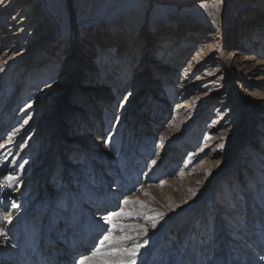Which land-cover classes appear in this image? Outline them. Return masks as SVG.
Masks as SVG:
<instances>
[{"label":"rangeland","instance_id":"374dc122","mask_svg":"<svg viewBox=\"0 0 264 264\" xmlns=\"http://www.w3.org/2000/svg\"><path fill=\"white\" fill-rule=\"evenodd\" d=\"M33 1L31 0L30 3ZM36 1L39 3L37 5L40 6L41 0ZM196 1L187 0L185 5L191 6ZM102 3H100V0H66V10L71 12L69 14V21H71L72 32L74 33L72 45H75L73 47L71 45L70 48L67 45L65 49L64 58L67 64L64 67L65 69L62 67L65 72L62 77L57 78V84L50 85L49 89L40 88L38 94H36L35 99L42 96V99H40L41 104L37 100L35 106L39 107L38 111L28 130L25 131L23 138L14 147L11 145L3 147L11 132H2L1 128L4 125L2 127L0 125V184L3 183L1 181L3 179L1 178L4 176L9 174L18 175L21 168L20 165L30 160L31 169L21 180L29 179L33 170H35L37 174L31 177L32 181H35L27 186L21 184L22 181L19 180L16 186H14V190L18 193L20 188L24 189L22 193L24 197H27V194L30 197L32 195H39L38 190L41 189L42 195H40L39 201L43 205L41 207L42 210L38 208L40 210L38 215L47 214V210L52 209V206L49 205L50 197L45 198L49 193L46 192L48 190L50 191V196L55 198L54 201L57 203L55 205H61L57 206V209L62 208V215H66V208L69 206L67 200L63 199V196L67 195V191L64 186V190H61L60 184L64 183L66 179L64 176L67 177V172L75 174L74 177L76 176L77 181L75 180L73 187L82 194L83 198L84 196L87 197L86 192L89 188L94 186V189H97V195L102 197L98 202L104 200L103 195H101L104 191L100 182V178L104 176L105 180L110 183L107 186V191L114 192L118 198L116 201H119L117 203L113 201L115 207L113 203L109 204L113 210H119L116 206L118 204L122 206V201L128 198V194L132 196V199H139L147 205L144 209H139V206H136L138 211L143 214L141 219L125 221V223H146L147 216L156 217L157 213H164V217L158 218V226L163 225L164 220L177 212L175 209L187 200L186 196L188 197L195 191L193 190V186H198L200 190L206 188L207 192L211 191L214 194V197L211 196L212 198H207L208 200L205 198L206 206L195 217L191 226L194 228L189 230L190 237L188 236L185 244L182 246L183 248L179 247L183 258L187 256L185 252L189 251L191 264L197 255H201L205 264H225L227 262L228 264H264V206L262 205V202H264V189H261L259 185L257 188L255 185L254 181L256 178L252 177L254 173L245 174L241 172V170L244 171L245 167H247L246 161L244 162L245 164L243 161L250 153L248 143L251 141L253 143L256 140L254 142L256 146L258 144L260 146L264 145V95L260 96L262 94L259 93L264 90V57H260L261 60L259 59L260 63L257 68L251 66L249 59L246 57L252 56L255 52L254 48L252 47L251 50L254 51H251L245 47L244 50L240 51L241 53H236L237 48H235V45L228 44L230 40L226 36L225 30L224 38L222 37L223 30L221 33H217V27L209 23L205 24L207 31L205 36H200L199 39L194 41V46L188 49L185 54H182L180 51L178 58L172 60L167 57H158L156 56L158 41L156 42L155 40L166 31L163 28L167 25L169 26L171 20L163 16L159 17L160 26L157 30L147 28V32L145 33L146 30H144L141 34V42L136 51L135 62H132L130 67L131 73L114 90L115 87L113 88L112 83L117 78V65L115 66L114 64L112 66V71L116 70L115 74L110 75L107 73L99 75L97 73L101 70L97 71L95 63L91 64L86 60L93 56L96 42L101 36L102 28H106L105 32L107 33L112 32L116 34L119 32L118 28L125 27V23L121 18V12L106 5L107 3ZM239 3L235 0L227 2V6L231 8L230 16L233 14V9L240 5ZM179 5L183 6L184 4L181 3ZM76 6L81 9L78 10ZM35 8L36 5L34 6ZM83 8L84 14H90L89 16L86 14V20L78 19V14L83 12ZM17 10L18 7L13 12ZM33 10L29 13L30 19L24 30L22 40L17 41L18 43L10 41L7 45L1 46L0 58L12 56L9 53L2 55L5 52L4 49L11 43L12 45H18L13 51L15 52L13 56H15L16 60L20 58L21 62L18 60V65H20L23 61L28 60L27 56L35 46L33 44L36 43L34 40H29V32L32 28L40 27L39 31H34L35 33L39 32L37 34L40 35L42 40L45 38L47 34L45 30L50 27V24L46 20L40 22V18L33 19L31 15L33 14ZM35 21L39 22L36 26ZM82 21L87 23L86 26L79 23ZM224 23L221 22V27H223ZM79 27H83L81 32ZM237 27L232 28L234 34L237 33ZM95 28H98L96 32H94ZM7 32L9 30H7L4 24L0 29V37ZM210 34H212V37H210ZM93 37L96 41H93ZM84 42H92V44L86 46L83 44ZM237 47L241 48L239 45ZM126 48L129 49V46H126ZM163 74H166L167 77L170 76L172 86H182L176 98L169 97V94L161 90V84L164 83L162 80ZM108 76L112 77L109 78ZM0 77V89H2L8 83L3 80V76L0 75ZM43 89H46V92ZM4 92L3 88L0 91V104L1 100L3 102V99L6 98ZM255 92L259 95L257 96L256 104L253 105L251 94H255ZM20 93H22V90H20ZM85 93H95L98 97L104 95L108 99V103L105 105L107 107H113L115 104L113 109L115 120L118 118L117 113H119L121 104L124 101L126 102L127 107L125 106L122 115V127L112 139H109V136L113 131L114 123L110 121L108 127H111V129H106L104 106H99L97 96L95 97V95H92V97L94 101H97V110L93 112L91 119V115L88 112L84 114L88 118V125L85 126V122L82 120L80 125H77L75 128L69 123L66 126L72 113H74V106H81L83 108L82 97L85 96ZM69 94L71 95L69 96ZM7 101L9 103L10 97L7 98ZM94 101L92 100L93 103ZM92 102L89 103L90 106ZM24 104L23 101H19L15 106L14 115L12 116L15 123L13 122L8 127L11 128V131L23 124V118L16 121L15 117L20 115V110H22ZM48 104L55 106L56 109L58 108L57 111L59 112L58 117L53 118L50 124V118L47 117L48 113L46 112ZM157 107H159L161 112H157ZM5 109L3 108L4 111ZM88 109L90 110L91 108L88 107ZM227 109H232L228 114L230 117L227 118L226 115L225 119L219 121V112ZM23 117L27 118L28 114ZM79 118L82 119L81 117ZM216 120L218 122L217 127L220 126V129H216V134H222L221 132L224 131L225 133L218 140H212L211 142V140L205 139L206 132L210 130V123H214ZM59 122H64L63 126L65 127H63V130H59L57 142L68 145L62 147L65 153L64 158L61 155H59V158L56 156L52 157V166L42 160V158H39V161L33 160L35 156L31 155V153L33 151L35 153V150L32 143L28 144L26 150L23 149L26 139L29 136H38L39 138H36L34 142L37 139H42L47 143L48 138L52 136L55 124L57 123L61 127L62 123ZM220 123L223 124L221 125ZM261 132H263V136L260 134ZM127 133L128 136L131 135L130 141L135 148L134 152L131 151L133 152L132 154L126 156ZM148 136L150 139L147 138ZM50 140L51 143L49 142L45 145L48 149L52 146V142L55 139L53 137ZM7 142L10 144L11 141ZM203 145L206 146L205 149ZM201 147L204 149L203 151H201ZM11 148L13 150L10 151ZM38 149L41 150V147ZM178 149L180 150V155ZM255 149L264 153V148L255 147ZM85 150H87V153L84 152ZM263 153L257 152L255 159H259L260 166L264 171ZM114 155L119 158L117 162H113ZM91 157L93 161L98 162L94 164ZM190 159H192L191 164H189ZM153 160L161 161L160 168L158 167V161H156L155 165L152 164ZM13 162L17 164V167L9 169L10 164ZM55 162L56 165H61V167L55 166ZM124 162L131 164L127 168L126 173L122 169ZM137 162H141L142 167ZM133 165L136 166L135 169ZM208 169L211 171L210 174L206 175L205 173ZM254 169L255 167L252 168L251 172ZM52 171L53 174L51 175ZM181 171L185 174L182 179L179 176ZM79 172L81 174H77ZM42 174L45 175L44 182L51 187L42 188L43 185L40 184ZM126 179H128L129 183H126ZM161 181L165 182L163 187L160 186ZM36 183H38V187L33 192V187ZM224 185H231L228 187L227 192H224ZM68 186L71 185L68 184ZM262 187H264V183ZM190 189L192 190L191 192L189 191ZM153 190H157L158 192L154 193ZM93 192L95 193V191ZM144 192H148L150 195L145 196ZM5 194L6 187H0V210L7 209L8 213L12 214L13 223H16L17 217L22 211H20L19 206L16 208L11 207L16 199L10 201L8 194H6L7 196ZM22 194H19L18 203L21 201ZM249 196H251L250 202H247ZM62 202L64 203L63 206ZM238 203H240L241 210L236 216H232L229 208L237 206ZM249 203L251 204L249 205ZM27 207L28 203L24 208ZM104 211L106 212L107 209L101 207L96 209V211L94 210V213H104ZM204 212L206 218L203 217ZM82 214L84 218H88V221L93 224V220L89 215ZM56 216L59 215L57 214ZM78 216H80L79 213ZM36 218L39 219V216L34 215L32 218L30 217L31 223L29 222L28 226L35 227L41 232L40 229L43 228L41 221H34ZM223 218L226 220H223ZM69 220H72V217ZM103 222L104 220L100 223H102L103 227L107 228L109 225L103 224ZM7 225H4V228ZM25 226V224L21 225L18 221L16 230H9L11 235L13 232H18L13 237V244L9 246L10 250L9 248L3 250V247H1L3 243L0 242V264H18L13 261L6 262V260L9 257L11 258L9 256L10 252H16V248L14 249L13 247L19 246L17 245L21 241V234L19 232ZM62 226L64 227L60 223L55 226V229ZM146 226L147 228L152 227L151 223H147ZM195 229L199 232H195ZM71 231H67L68 236L73 232ZM6 233L8 232L6 231ZM55 233L56 230H54L53 235ZM98 235L99 231L96 233L97 238ZM158 236L159 234L148 232V237H142L141 239L146 238L149 240L148 245L144 248L156 244ZM35 246L36 244L34 243ZM69 249L68 246L66 252ZM157 249L158 245L154 250ZM7 251L10 252L8 253ZM224 252L227 253L226 256L223 255ZM34 255L35 251L32 249V253L28 254L27 257ZM49 255L54 256L51 249L49 250ZM155 256H158L157 252H155ZM23 258L21 257V259ZM53 259L56 260L57 258L52 257ZM197 259V262H199V258ZM27 263L31 264L32 259L26 260L25 258L24 264Z\"/></svg>","mask_w":264,"mask_h":264},{"label":"bare ground","instance_id":"6f19581e","mask_svg":"<svg viewBox=\"0 0 264 264\" xmlns=\"http://www.w3.org/2000/svg\"><path fill=\"white\" fill-rule=\"evenodd\" d=\"M16 1L17 0H2V2H0V29L5 24L7 30H9V32L4 33L2 37H0L2 38L0 41V47L3 45H7L10 41L17 42L22 40L24 30L30 19L29 13L34 9L35 5L36 8L33 10V14H31L33 16V19L40 18V22H44V20H46V22H49L50 27L45 30L47 34L45 38H43V40L40 38V35H38L39 32H37L38 33L37 34L34 31V30L39 31L40 27L37 26L34 27L35 29L32 28V30L29 32V40L31 41L34 40L36 43L33 44L35 46L31 49V52L27 56L28 60L23 61L20 65H18L19 64L18 60H20V58L16 60L15 56H13V54L15 53L13 51L15 48H17L18 45H14V44L12 45L11 43L8 47H6V49H4L5 52H3V54L1 53L2 55H5L7 53L12 54V56L10 55L7 57L0 58V72H1L0 75L3 76L4 77L3 80H5L6 83H8L6 85L4 83L5 86L2 87V89L4 88L5 90L4 94H6V98L3 99V102L1 100V104H0V125L1 127L2 125H4L3 128H1L2 132L5 133H8L9 131L11 132L9 134V137L7 138V141H11L10 144H8V142L6 141L3 144V147H5V145H7V147H9L10 145L14 147L15 144L20 139L23 138L25 131L28 130L29 126L32 123V120L34 119L38 111L37 109L39 107L37 108L35 104L37 100H39L40 102L41 101L40 99H42V96L35 99L36 94H38L40 88L49 89L50 85L53 86L54 84H57L58 82L57 78L63 76L65 71L62 69V67L64 68L65 65L67 64V61L64 58L65 55L64 52L67 45L68 48H70L72 42H74V40H72L74 34L72 32V24L70 23L71 21H69V17H70L69 14L71 12L66 10L67 8L66 0H41L40 6L37 5L39 3L36 0H34L32 3H30L31 0H26V1L18 0L17 2ZM186 1L187 0H100V3L101 2H103L102 4L107 3L106 5H109L115 10L121 12L122 14L121 18L122 21L125 23V27L122 26L118 28L117 30H119V32H117L116 34L112 32L107 33L105 32L106 28H102L101 36L99 37L95 45V49H94L95 52L93 53V56H91V58H87L86 60L91 64L95 63V65L97 66V71L101 70L100 72L97 73L99 75H104L107 73H109L110 75L115 74L116 70L112 71L113 69L112 66H114V64L115 66L117 65L118 67L117 69L118 73H116L117 81L115 79L113 80L112 83L113 88L115 87L114 90H116L118 86H120L122 81L124 79H127L128 75L131 73L130 67L132 62H135L136 51L138 50L141 42L140 41V38L142 36L141 34L144 32V30H146L145 31L146 33L147 28L157 30L158 27L160 26L159 17L166 16L168 17V20L171 19L170 25L169 26L167 25L165 28H163V30L166 29V31L162 33L161 37L155 40L156 42L158 41L156 56L161 58L167 57L170 60H172L178 58L179 55L178 53L180 51L182 52V54L183 53L185 54V52L188 49L194 46L195 44L194 41L199 39L200 36H205L207 32L205 24L209 23L210 25H215V27H217L218 29L217 33H221V31L223 30L222 37H224V30H225L227 34L226 36L230 40V43L228 44L235 45V48H237L236 53H241L240 51L244 50L245 47L249 48L250 50L253 47L255 52L252 54V56H248L246 58L249 59L250 61L249 64L251 63V66L255 68L259 66L260 57H264L263 56L264 55V0H235L236 2H240L239 3L240 5L237 8L233 9V14L231 16H230L231 8L227 6V2H230V0H197L191 6L185 5ZM97 3L99 4V2ZM181 3H183L184 5L183 6L179 5ZM82 6L84 5L82 4ZM17 7L18 10L13 12L14 9ZM77 9L80 10L81 8L77 7ZM89 12L91 13V11ZM86 14L88 15V13ZM86 14H84V8H83V12H81V14L80 13L78 14L79 15L78 19L86 20L87 19ZM223 15H225L224 18H222ZM221 22H225L223 24V27H221L220 25ZM38 23H39L38 21H35V26L38 25ZM79 23H81V25L84 26H86L87 24L85 21ZM236 26H238L237 27L238 29H237V33L234 34V30H232V28H235ZM79 28L81 32L83 27H79ZM97 29L98 28H95L94 32H96ZM210 37H212V34H210ZM218 37H220V35H218ZM93 39H94L93 41H96L94 37ZM83 44L87 46L89 44H92V42L91 43L84 42ZM74 45L75 44H73L72 47ZM237 45H239L241 48L237 47ZM126 46H129V49L126 48ZM14 68L16 69L14 70ZM108 77L111 78L112 76H108ZM162 80L164 83L161 84L162 86L161 90L169 94V97L176 98L177 94L180 93L182 86H178V87H176V85L172 86V81H170V76L167 77L166 74L162 75ZM2 89H0V91ZM20 90H22V93H20ZM45 90L44 92H46ZM259 93L262 94L260 96H263L264 90ZM113 94H115V92H113ZM70 95L71 94H69V96ZM92 95H95V93H88V94L85 93V96L82 97L83 108L81 106L80 107L76 105L74 106L75 109L73 111L74 113H72L70 120L66 123V126L70 124L73 128H75L77 125H80L82 120H84L85 126L88 125L89 123L88 118H86L84 114L88 112V114L91 115V117L89 116L91 119L93 116V112L97 110L96 108L97 101H94ZM258 95L259 94L256 92L255 94H251L253 105L256 104ZM96 96L97 95H95V97ZM8 97H10L9 103L7 101ZM96 98L99 102L98 103L99 106L100 105L104 106L106 129L107 128L108 130L111 129V127H108L110 121H113L114 123L113 131L109 136V139H112V137H115L116 133L119 132L118 130H120V128L122 127V123H123L122 115L126 106V102L124 101L121 104L119 113H117L118 118L117 120H115L114 119L115 115H113L114 113L113 109L115 107V104L113 105V107H107L105 105L108 103V99L104 95L103 96L101 95L99 97L97 96ZM92 100L94 101V103L92 102ZM19 101H23L25 104L22 110H20L21 111L20 115L15 117V119L17 121L23 118L22 120L23 124H21L16 129L12 128L13 130L11 131L10 130L11 128L8 127L14 122L12 116L14 115L15 106ZM90 102H92L91 106L89 104ZM88 107L91 109L89 110ZM3 108H6L5 111L3 110ZM57 109L55 108V106L48 104L46 112L48 113L47 117L50 118L49 124L53 118L58 117L57 115L59 112L57 111ZM156 109L158 113L161 112L159 107H157ZM230 110L232 109H227L224 111L219 110L221 111V112L218 111L220 116L219 121L225 119L226 115L227 118L230 117L228 116ZM27 114H28L27 118L23 117L24 115L27 116ZM79 117H81L82 119H80ZM25 121H27V123H25ZM59 123H62L60 125L61 127H59L58 124L56 123L53 128L54 131H52V136L50 138L52 139L54 137L55 140L52 142V146L49 147V149L46 148L45 145L48 144L49 142L51 143L50 138H48L49 140L47 143L44 142L42 139H37V141L34 142L36 138H39L38 136H33V137L29 136L26 139L23 149L26 150L28 144L32 143L34 147L33 149L35 150V153L34 151L31 153V155L35 156L33 157V160H38L39 158H42V160H44L46 163H49V165L52 166L53 165L52 157L56 156L57 158H59V155H61L62 158H64L65 153L62 147L63 146L66 147L67 144H62L61 142H57V138L60 133L59 130L60 129L63 130V127L65 126H63L64 122H59ZM217 123H218L217 120L214 121V123H210L209 126L210 130L206 132V138H205L206 140H211V142L212 140H218L219 138H221V135L225 133L224 131L221 132L222 134H218V133L216 134V129L217 128L220 129V126L217 127ZM220 124L222 125L223 123ZM260 134L263 136V132H261ZM130 136L131 135L128 136L127 133L128 144L126 146V156L132 154L135 148L133 143L130 141ZM147 138L150 139L149 136ZM40 140L42 141L39 142ZM254 142H256V140H254ZM254 142L252 143L251 141L248 143V149L250 150L249 151L250 153L243 161V163L246 161L245 163H247L246 165L247 167H245L244 171H242L241 169L240 170L245 174L254 173L252 177L256 178L254 181L255 185L257 186V188L260 186L261 189H264V187H262V184L264 183V179H263L264 171L260 166L259 159H255L256 158L255 155L257 152L263 153L260 150H256L255 147L264 148V145L262 144V146H260V144H258V146H256ZM39 147H41V150L38 149ZM203 148L205 149L206 146L203 145ZM11 150H13V148H11L10 151ZM84 152L87 153V150H85ZM178 152L180 155L181 153L179 149ZM140 157L142 158L141 154ZM117 159L119 158L114 155L113 162H117L118 161ZM91 160L93 161L92 157ZM156 161H158V167L160 168L159 165L161 161L160 162L159 160ZM93 162L95 164L98 161H93ZM124 163L122 164V169L126 173L127 168L131 166V164L129 162L127 163L124 162ZM137 163L139 164V166L142 167L141 162L140 163L137 162ZM30 164H31L30 160H27L24 164H21L23 167L20 168L18 175H15L19 177V180H21L22 177L27 175V173L30 171L31 169ZM55 166L61 167V165H56V162H55ZM133 166L135 169L136 166L135 165ZM139 166L137 165V167ZM11 167L16 168L17 164L14 162L11 163L9 169H11ZM254 167L255 169L251 172L252 168ZM36 174L37 173H35V170H33L30 178L27 180H21L22 181L21 184H25L29 186V184L35 181V180L32 181L31 177L35 176ZM50 174L52 175L53 171ZM77 174H81V172ZM74 175H75L74 173L69 174L68 171L67 177L64 176L66 178L64 180V183L60 184L61 185L60 189L64 190L63 188L64 186L65 190L67 191V195L63 196V199L65 198L67 200V204L69 206L66 208V215H62V210H61L62 208L57 209V206H61V205L60 204L57 206L55 205L56 203L54 201L55 198H52L53 196H50L51 194L50 191L48 190L46 192L49 193L45 196V198L50 197L49 205L52 206L53 210L50 209L47 210L48 211L47 214L38 215L40 211L38 208H41L43 205L39 201V198L41 197L40 195H42V193L40 192L41 189L38 190L39 195L37 196L32 195L29 197L27 194V197H24V195L22 194L24 189L20 188L18 193L14 190L15 188L14 186H16L17 183L14 184L12 188H6V194H8L10 201L16 199V201L13 202V204L18 205L20 211L22 212H20V214L18 215L17 222L16 223L14 222L15 224L12 222L11 224H8L6 228H4V225H0V227L3 228V233L0 234V242L3 243V245L1 246L3 247V250L9 248V246L13 244V237L14 235L18 234V232H13L11 235V232L9 230L15 231L18 225V221L20 222L21 225L23 224L26 225L23 228V230L19 232L21 234V239H20L21 241L18 242L17 244L19 246L13 247L14 249L16 248L15 249L16 252L11 253L10 251H7L8 253L10 252V255L9 254L8 255L11 256V258L7 257L8 259L6 260V262L13 261L14 263L24 264V259L26 258V260H28L29 256L27 257V255L28 254L30 255L32 253V249H34L36 255L39 253L42 254L44 250L45 251L44 255L47 256L48 253L46 252V249L49 248V244H50L54 246L53 247L54 253L52 254H54L55 256H57V258L62 260L61 263L58 262L56 264H74L75 259H76L75 264H78L77 259L79 255L81 253H87V250L89 251L91 250L92 248L91 246H93V244L97 242L96 233H98V231L100 233V230H98L101 229L102 226V223L100 222H102L104 220V217L108 215L107 214L109 213L108 211L110 212L113 211V208L109 204L113 203V201H115V203L119 201H116L118 198L116 194H114V192L111 193L110 190L109 192L107 191L108 190L107 186L110 183H108L105 180L104 176L100 178L102 190L105 192V193L103 192V194L101 193V195H103L104 200H102V202H98L99 199L100 200L102 199V197H99V195H97L96 193L97 189L95 190L94 186L89 188V190L86 192L87 197L84 196L83 198L82 194L76 191L75 188L73 187L75 180L77 181V178L76 176L74 177ZM260 176L261 178H259ZM44 177L45 175L42 174L40 184H42L43 187L42 186L41 187L42 188L51 187L49 184H46L44 182ZM128 179H126L127 180L126 183H129ZM68 184L71 186H68ZM230 186L231 185H224V192H227L228 191L227 189H229L228 187ZM19 187H20V183H19ZM37 187H38V183L34 185L33 192ZM193 190H195L194 191L195 195L191 193L188 197L186 196L187 200L184 201L181 204V206L179 205L180 207L179 206L178 208L176 207L177 209L175 210L177 212L173 215L170 214L171 217L164 220L163 225L162 224L159 226L157 225L155 229H153L152 227L148 228V232H150L151 234L153 233L159 234L158 236L159 238L156 244L148 248H142L140 250V252L136 257V264H191L189 251L187 253L185 252L187 256L183 258V255L180 251L181 249L179 247H182L185 244L188 236L190 235L189 230L194 228V227L192 228L191 226L198 212L200 210H203L204 207L206 206V202L204 201L205 198L207 199L210 198L211 196L214 197V194L211 191L207 192L206 188L205 189L202 188L200 190L198 186L195 187L193 186ZM93 191H95V193ZM153 191L154 193H156L157 190H153ZM19 194H22L23 196L20 199L21 201L18 203L17 201H19L18 199L20 198ZM127 197H128L127 199H132L131 198L132 196L130 194H128ZM250 197L251 196H249L247 202H250ZM27 203H28V207L24 208L25 205H27ZM61 204L63 206L64 203L62 202ZM250 204L251 203H249V205ZM262 205L264 206V202H262ZM101 207H104L105 209H107V211L106 212L104 211V213L103 212L97 214L94 213V210L96 211V209ZM240 207H241L240 203H238L237 206L230 208L228 207V208L230 209V213L232 214V216H236L241 210ZM53 213H55L56 215L58 214L59 216H56ZM78 213L80 214V216H78ZM81 213H85L86 215H89L93 220V224H91L88 221V218H84L83 214L81 215ZM34 215H37V217L39 216V219L36 218L37 220L34 219V221L37 222L41 221L42 224L41 226L43 227L40 229L41 232H39L35 227L28 226L29 222L31 223L30 217L32 218V216ZM44 215L45 217H43ZM94 215L95 217L96 215H100V216H97L95 218ZM203 215H204L203 217L206 218L205 212L203 213ZM70 217H72V220H69ZM50 220H52L53 222ZM223 220L226 219L223 218ZM60 223H62L64 227L63 226H62L63 228L57 227V229H55V226ZM103 224L105 223L103 222ZM54 230H56V233L53 235ZM70 230H72L73 232L71 231L72 233H70V235L68 236L67 231ZM6 231L8 233H6ZM195 232H199V231L195 229ZM84 241H87L84 244L86 246L81 244V242L83 243ZM34 243L36 244L35 247H34ZM157 245H158V249L154 250V248H156ZM68 246L70 249L66 252V248ZM155 252H157L158 254L157 257L155 256ZM223 255L226 256L227 253L224 252ZM21 257L24 258L21 259ZM49 257L52 258L53 256H49ZM44 258L45 257L41 256L38 257L37 260L40 259V263H42ZM197 258H199V262H197L198 260ZM65 259L66 261H64ZM192 264H205V263L201 255H197L196 259L192 261ZM225 264H228V262Z\"/></svg>","mask_w":264,"mask_h":264},{"label":"snow or ice","instance_id":"6c2138e0","mask_svg":"<svg viewBox=\"0 0 264 264\" xmlns=\"http://www.w3.org/2000/svg\"><path fill=\"white\" fill-rule=\"evenodd\" d=\"M2 2V0H0ZM27 123V121H25ZM203 151V149H201ZM194 158V157H193ZM157 162L152 161L155 165ZM192 159L189 160V164ZM20 167H23L20 165ZM210 169L206 170V175L210 174ZM184 172L181 171L179 176L184 178ZM19 182V177L7 175L3 177V183L0 187L12 188L14 184ZM161 181V187L164 186ZM192 191L191 189L189 190ZM145 196L150 195L148 192L143 193ZM195 195L194 192H192ZM144 209L147 205L139 199H124L122 206H116L119 210H113L104 217V223L109 225L107 228L101 226L97 242L93 244L91 250L87 253H81L78 257V264H136V257L140 250L148 245L147 223H151L153 229L157 226L158 218H162L164 213H157L156 217L147 216L146 223H125V221L141 219L143 214L138 211ZM11 207H18L12 204ZM13 222L12 214L7 209L0 211V225H7ZM3 228L0 227V234Z\"/></svg>","mask_w":264,"mask_h":264},{"label":"flooded vegetation","instance_id":"af4514ba","mask_svg":"<svg viewBox=\"0 0 264 264\" xmlns=\"http://www.w3.org/2000/svg\"><path fill=\"white\" fill-rule=\"evenodd\" d=\"M53 247H54L53 245L49 244V248L52 249V251H53L52 253H54V248Z\"/></svg>","mask_w":264,"mask_h":264}]
</instances>
